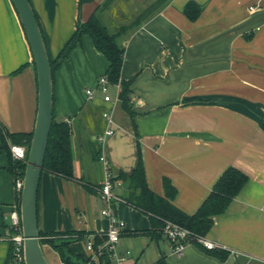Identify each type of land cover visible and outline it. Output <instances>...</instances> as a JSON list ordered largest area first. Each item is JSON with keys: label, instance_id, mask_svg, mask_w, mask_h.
<instances>
[{"label": "crops", "instance_id": "1", "mask_svg": "<svg viewBox=\"0 0 264 264\" xmlns=\"http://www.w3.org/2000/svg\"><path fill=\"white\" fill-rule=\"evenodd\" d=\"M157 1H149L143 13ZM30 2L54 59L105 0ZM97 13L100 18L107 10L99 7ZM120 44V78L131 80L132 117L120 106L117 85H112L114 100L104 102L98 95L97 82L108 62L89 36H82L53 74V117L71 124L75 176L103 183V162L92 159L97 147L113 171L129 173L138 141L148 188L163 195L162 178H168L176 189L174 206L189 215L228 167L248 178L226 210L213 217L204 237L229 252L226 260L192 244L176 255L164 235L129 234L150 229V220L121 202L113 214L124 222L115 245L117 255L125 257L122 264H155L160 258L166 264H264V131L259 125L264 121V0H164ZM36 106L28 42L11 1L0 0V123L11 133L32 132ZM107 126L114 132L100 143ZM7 167L6 155L0 154L1 239L16 197V179ZM126 187L117 181L113 191L124 197ZM98 199L80 182L43 171L38 230L105 232L108 220L100 215ZM1 239L4 264L9 245ZM70 247L75 254H91L82 241ZM42 249L48 264L62 263L50 246Z\"/></svg>", "mask_w": 264, "mask_h": 264}, {"label": "trees", "instance_id": "2", "mask_svg": "<svg viewBox=\"0 0 264 264\" xmlns=\"http://www.w3.org/2000/svg\"><path fill=\"white\" fill-rule=\"evenodd\" d=\"M28 1L31 5L30 0ZM110 2L111 0H105V2L99 7L105 8L110 4ZM99 7H96L89 17L79 25L54 59H52L48 53L46 41L40 28L49 58L52 80L55 70L60 66L63 60L67 58L70 51L80 42L82 36L87 35L92 39L95 49L100 52L108 62L107 69L103 76L106 78L109 85L118 86L117 98L120 102V106L132 117V103L130 99L131 80L126 81L120 78V70L124 53V47L120 44V41L125 40L129 31L141 22V16H137L129 25H121L117 32L110 33L108 28L104 23H102L98 16L97 11ZM22 68L23 67H20L16 72L20 71ZM259 125L264 131V121L261 120ZM71 136L72 127L69 121L56 120L53 117L44 155L43 171L57 175L66 180H76L82 184L87 192L90 194H98L100 196L99 191L102 184L92 185L82 178H77L75 176ZM31 137L32 132L11 133L0 123V154L6 155L8 171L15 179L23 177L25 162L12 158L9 151V145H22L26 148L27 154ZM99 158L100 149L98 147L96 149H92V159L94 161H99ZM108 169L111 173L110 179L113 186L117 181H121L127 186V194L124 197H120L123 203L147 215L150 220V229L129 232V234H149L152 238L159 239L163 236L162 231L164 223L166 221H170L189 230L193 238L188 241V244L195 245L202 251L218 258L221 261L226 260L229 255L228 251L222 248L210 250L205 249L197 242L196 238L205 237L212 227L213 217L223 213L233 198L246 184L248 178L244 173L234 167H228L217 179L212 190L197 210L193 214L189 215L174 206L173 200L176 196V189L168 178H162L163 195H158L148 188L145 180L138 141L136 165L129 173H125L120 170L115 172L110 166ZM19 199V192H16L15 205L18 210ZM4 227L8 229L7 225ZM8 231L11 232L10 229H8ZM38 234L41 246H50L58 254L60 261L63 264H112L107 250L104 249L101 253H98L97 251L98 246L106 241V236L103 232H43L38 230ZM89 236H92V250L95 256L93 257L92 253L87 257L75 254L70 245L73 242L78 241L86 243ZM9 251L10 249L8 252ZM155 264H166V262L164 258H160L155 262Z\"/></svg>", "mask_w": 264, "mask_h": 264}, {"label": "water", "instance_id": "3", "mask_svg": "<svg viewBox=\"0 0 264 264\" xmlns=\"http://www.w3.org/2000/svg\"><path fill=\"white\" fill-rule=\"evenodd\" d=\"M28 42L35 69L37 106L32 137L26 154L19 192V216L24 264H48L40 244L37 197L48 136L53 119V80L49 58L38 21L28 0H10ZM101 199H98V207Z\"/></svg>", "mask_w": 264, "mask_h": 264}, {"label": "built area", "instance_id": "4", "mask_svg": "<svg viewBox=\"0 0 264 264\" xmlns=\"http://www.w3.org/2000/svg\"><path fill=\"white\" fill-rule=\"evenodd\" d=\"M109 83L107 82L104 76H101L97 82V88L104 93L103 101L110 102V96L106 94ZM118 87V86H117ZM86 95L88 99L92 97V90H86ZM103 119L109 125L111 123V115L109 110H105L102 113ZM112 128H105L102 135H100L97 140L100 143H103L106 137L111 136L113 134ZM9 151L13 159L26 161V148L22 145L12 144L9 145ZM99 160L103 162V172H104V180L102 183V187L99 191L100 199H101V207L99 209L100 215L108 220V226L104 233L106 236V241L99 245L97 248L98 253H101L102 250H107L109 253L110 260L112 264H122L125 260L124 256H118L115 250V245L118 242L120 235L124 229V222L122 220L116 219L113 214V208L116 203H123L122 199L116 195L113 191V184L111 182V173L108 169L109 165L100 157ZM22 184V178L16 179L15 188L16 192H20ZM8 231L4 238H0L8 243L10 251L7 254L6 262L4 264H24L23 259V237L21 230V221L19 216V210L16 208V205L13 206L12 210L8 215V223H7ZM163 235L171 244V252L176 255H181L183 249L186 245H188V241L192 239V234L186 228L170 222L166 221L163 227ZM197 242L202 245L205 249H215L222 248L218 247L214 243L206 240L204 237L196 238ZM8 249V250H9ZM86 249L90 251L94 255L92 250V240H88L86 242ZM63 264V263H61Z\"/></svg>", "mask_w": 264, "mask_h": 264}, {"label": "rangeland", "instance_id": "5", "mask_svg": "<svg viewBox=\"0 0 264 264\" xmlns=\"http://www.w3.org/2000/svg\"><path fill=\"white\" fill-rule=\"evenodd\" d=\"M149 1L151 0H111L110 4L105 7L107 13L100 14V19L103 21L110 33H115L121 25L131 24L137 15H140L141 20H143L144 16L152 12L154 8L161 5L164 0L155 2L152 9L149 10L148 13H143L144 9L149 5ZM120 13H122V15H119ZM106 94L114 100L116 96V89H114L112 85H109ZM98 95L102 98L104 93L99 92ZM2 244L3 243H0V245ZM2 254L3 251L0 248V258H2Z\"/></svg>", "mask_w": 264, "mask_h": 264}]
</instances>
